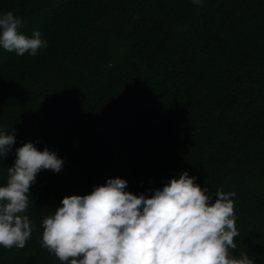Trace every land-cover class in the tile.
<instances>
[{"label": "trees", "instance_id": "16d2710c", "mask_svg": "<svg viewBox=\"0 0 264 264\" xmlns=\"http://www.w3.org/2000/svg\"><path fill=\"white\" fill-rule=\"evenodd\" d=\"M48 47H0V132L63 160L29 189L23 248L0 264H61L41 246L61 199L108 178L151 195L187 171L215 200L234 192L233 254L264 264V0H0Z\"/></svg>", "mask_w": 264, "mask_h": 264}, {"label": "clouds", "instance_id": "9594fccd", "mask_svg": "<svg viewBox=\"0 0 264 264\" xmlns=\"http://www.w3.org/2000/svg\"><path fill=\"white\" fill-rule=\"evenodd\" d=\"M203 6V0H191ZM23 21L11 11L0 14V47L18 56H36L48 47L38 30L20 32ZM15 136L0 132V159ZM15 161L0 185V246L23 248L32 226L25 215L29 189L41 170L59 172L63 160L32 142L15 149ZM127 181L108 178L90 193L61 199L42 221L41 246L61 264H254L246 252L233 254L239 235L234 192L207 189L187 171L169 178L151 195L126 191Z\"/></svg>", "mask_w": 264, "mask_h": 264}]
</instances>
